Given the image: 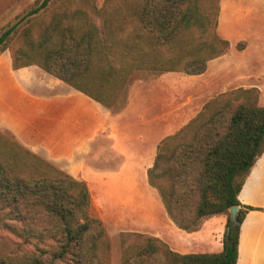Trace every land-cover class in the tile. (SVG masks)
<instances>
[{
	"label": "trees",
	"instance_id": "obj_1",
	"mask_svg": "<svg viewBox=\"0 0 264 264\" xmlns=\"http://www.w3.org/2000/svg\"><path fill=\"white\" fill-rule=\"evenodd\" d=\"M61 1L38 0L17 18L0 34V56L10 50L13 69L38 66L114 111L125 107L135 73L200 76L231 49L216 33L218 0H141L138 11L73 0L60 15L38 20ZM17 33L23 45L12 50ZM246 46L242 41L237 50ZM258 97L252 88L213 98L160 142L148 170V184L181 230L195 233L206 220L226 217L222 251L181 254L155 237L123 235L120 264H238L242 223L250 211L264 212L238 199L264 154V106ZM233 206L240 208L239 226L229 229ZM90 207L86 182L0 134V229L19 231L28 242L55 243L20 259L0 258V264H108L105 226Z\"/></svg>",
	"mask_w": 264,
	"mask_h": 264
},
{
	"label": "rangeland",
	"instance_id": "obj_2",
	"mask_svg": "<svg viewBox=\"0 0 264 264\" xmlns=\"http://www.w3.org/2000/svg\"><path fill=\"white\" fill-rule=\"evenodd\" d=\"M36 1L0 0V34L29 11ZM72 1L63 0L52 5L50 11L37 16L38 20L60 15ZM96 3L99 6L109 4L135 11L141 6V0H96ZM218 4L220 13L216 33L230 42L231 49L226 55L210 61L205 74L189 76L178 72H139L133 75L126 103L131 94L132 108L127 119L133 123L131 136L136 139L134 143L147 141L151 148L156 142L158 146L163 137L160 130L163 123L169 122L171 132L177 133L179 128L182 129L196 118L210 100L229 91L256 88L259 91L257 103L264 106V0H218ZM117 21L124 26L127 20L124 15H120ZM242 41L247 46L239 51L237 45ZM22 45L20 34L17 33L11 44L12 50ZM7 51L5 59L12 58V51ZM143 114L149 120L155 117L153 129L151 126L143 127ZM0 134L12 139L7 131L0 130ZM143 134L146 138H142ZM99 170L100 167L96 169L98 173ZM101 171L110 172V169L101 167ZM134 173L137 176L116 175L105 180L92 174L91 183L87 184L91 195L90 212L103 222L108 236V264L121 263L125 247L123 235L155 237L181 254L222 251L226 217L215 216L206 222L205 228L199 233H186L171 220L159 192L144 181L140 167L134 169ZM132 242L127 240L126 244ZM52 246L55 243L37 240L28 242L19 231L0 229V258L20 259L32 254L35 247L48 249Z\"/></svg>",
	"mask_w": 264,
	"mask_h": 264
},
{
	"label": "crops",
	"instance_id": "obj_3",
	"mask_svg": "<svg viewBox=\"0 0 264 264\" xmlns=\"http://www.w3.org/2000/svg\"><path fill=\"white\" fill-rule=\"evenodd\" d=\"M6 52L0 56V130L10 133L17 144L41 159L89 185L92 174L103 180L116 175L135 177L134 169L139 167L148 184V170L154 164L160 142L176 133L171 132L169 122L160 127L163 137L158 146L156 142L151 148L147 141L134 143L133 123L127 119L132 108L131 94L128 104L114 111L38 66L13 69L12 58L4 57ZM143 116V127L153 129L155 117L149 120ZM101 167H108L110 172H102ZM238 199L242 205L264 210V154ZM241 262L264 264L263 211H250L242 223L238 264Z\"/></svg>",
	"mask_w": 264,
	"mask_h": 264
},
{
	"label": "water",
	"instance_id": "obj_4",
	"mask_svg": "<svg viewBox=\"0 0 264 264\" xmlns=\"http://www.w3.org/2000/svg\"><path fill=\"white\" fill-rule=\"evenodd\" d=\"M239 210H240V208L238 206H233L232 208H230V214H231L232 223H231L229 229L237 228L239 226V222H238Z\"/></svg>",
	"mask_w": 264,
	"mask_h": 264
}]
</instances>
